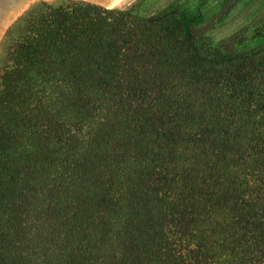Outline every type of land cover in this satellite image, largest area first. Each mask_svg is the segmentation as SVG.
Listing matches in <instances>:
<instances>
[{
	"label": "trees",
	"instance_id": "obj_1",
	"mask_svg": "<svg viewBox=\"0 0 264 264\" xmlns=\"http://www.w3.org/2000/svg\"><path fill=\"white\" fill-rule=\"evenodd\" d=\"M13 31L0 264H264V0L42 3Z\"/></svg>",
	"mask_w": 264,
	"mask_h": 264
},
{
	"label": "water",
	"instance_id": "obj_2",
	"mask_svg": "<svg viewBox=\"0 0 264 264\" xmlns=\"http://www.w3.org/2000/svg\"><path fill=\"white\" fill-rule=\"evenodd\" d=\"M46 0H0V49L10 35V31L18 20L33 6L42 4ZM106 9L116 0H79Z\"/></svg>",
	"mask_w": 264,
	"mask_h": 264
},
{
	"label": "rangeland",
	"instance_id": "obj_3",
	"mask_svg": "<svg viewBox=\"0 0 264 264\" xmlns=\"http://www.w3.org/2000/svg\"><path fill=\"white\" fill-rule=\"evenodd\" d=\"M66 1L67 0H46L44 3L57 6V5H60ZM76 1H79V0H76ZM135 1L136 0H129L127 3H125L123 6H121L119 8H126ZM161 1H163V0H161ZM243 23H244V21H243L242 17H239L238 15L233 16L232 18H230L228 20L227 24L217 32L219 38L223 39V38L228 37L232 32H234ZM16 35L17 34L15 31L11 32L10 35L8 36V38L6 39V41L4 42L3 46L0 49V68L2 67V65L4 63V59L6 56L7 49L13 43L14 39L16 38Z\"/></svg>",
	"mask_w": 264,
	"mask_h": 264
},
{
	"label": "bare ground",
	"instance_id": "obj_4",
	"mask_svg": "<svg viewBox=\"0 0 264 264\" xmlns=\"http://www.w3.org/2000/svg\"><path fill=\"white\" fill-rule=\"evenodd\" d=\"M129 0H116L110 8H119L123 6L125 3H127Z\"/></svg>",
	"mask_w": 264,
	"mask_h": 264
}]
</instances>
